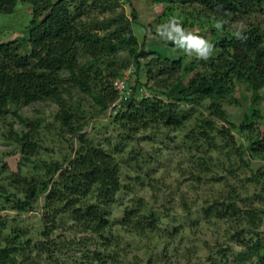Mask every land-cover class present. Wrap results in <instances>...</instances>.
Here are the masks:
<instances>
[{
  "label": "trees",
  "instance_id": "trees-1",
  "mask_svg": "<svg viewBox=\"0 0 264 264\" xmlns=\"http://www.w3.org/2000/svg\"><path fill=\"white\" fill-rule=\"evenodd\" d=\"M159 1L193 6L200 9L205 17L222 24L219 29L216 25L206 24L196 32V36L214 46L213 55L208 60L196 58L195 63H185L183 58H170L156 50L152 58L142 62V58H148L154 52L147 50L145 42L141 45L135 33L134 26L139 16L136 9H132L131 18L121 14L90 22L83 20L85 11L87 16L97 8H108L107 0H0V14L13 13L17 4L23 2L32 5L33 15L20 43H0V118L8 112L15 114L21 128L14 131V140L23 147L35 149L39 142L33 135L35 129L31 125L34 122L20 115L16 107L54 101L59 107L56 122L64 138L70 135L79 142L77 148L72 149L73 155L66 165L56 161L40 177L18 178L21 197L9 193L0 177V201L12 202V207L19 212L29 211L35 208L40 195L45 194L41 210L46 236L52 235L53 229L66 218L73 220L71 228L75 231L103 236L105 241L99 246L102 245L104 250L76 249L81 255L70 264H94L110 256L113 260L118 258V250L108 251L109 244L113 242L107 235L111 228L108 206L117 200L122 188V169L111 151L95 144L87 132H83V108L79 102L69 100V87H78L90 94L99 106L98 114L107 110L119 97L113 79L127 64L120 70L113 67L106 73L110 66L103 65L108 59L115 64L118 54L126 50L130 56L128 63H134L138 69L146 67L147 81L143 83L137 79L133 93L122 105H117L121 107L112 114L114 124L124 131L155 125L181 128L195 114L187 106L206 103V109L214 119L203 115L199 120L201 131H197L206 137L204 140L209 144L215 133L225 139L231 135V130L219 126L216 119H227L224 103L228 96L234 95L236 81L247 84L241 97L250 109L241 126L253 123V117L258 114L256 103L262 97L260 92L264 87V29L256 25L242 28L247 39L241 40L234 35L239 28L230 29L229 25L230 21L264 12V0ZM185 25L176 27L181 28L184 35H190ZM178 35L175 32L168 40L171 47L185 46ZM144 86L151 93L141 90ZM135 93L141 96H135ZM260 125V132L253 136L256 144L252 155L264 152V130ZM225 140L229 142L227 138ZM2 173L4 171L0 169V176ZM209 209L211 215L218 218L230 212L238 225V222L246 223L247 230H252L257 236L249 241L242 235L239 238L242 250L228 252L232 250L228 247L217 249L216 255L209 253L208 264H246L247 255L250 258L256 256V264H264V241L259 237L261 219L257 216V208H252L249 203L240 206L236 202H223L221 209L217 203L206 211ZM161 222V214L144 203L127 208L123 218L130 234L142 238L150 232L161 233ZM0 224V264H69L61 262L57 253L78 244L75 239L62 243L54 238L43 239L39 242L37 259L28 255L24 257L27 247L14 238L4 237L5 222L0 219ZM114 238L119 240L117 236Z\"/></svg>",
  "mask_w": 264,
  "mask_h": 264
},
{
  "label": "rangeland",
  "instance_id": "rangeland-1",
  "mask_svg": "<svg viewBox=\"0 0 264 264\" xmlns=\"http://www.w3.org/2000/svg\"><path fill=\"white\" fill-rule=\"evenodd\" d=\"M106 5L108 8H97L95 12H88L87 16L85 11L83 20L90 22L100 17L121 14L131 18L132 9H136L139 16L134 26L135 33L140 44L145 42L147 50L154 52L148 58L141 59L144 63L156 54V50L170 58L180 57L185 63H195L197 57L191 55L193 50L186 46L176 48L168 44V40L175 34L174 27L185 23V30L196 36L203 25L220 23L205 17L198 8L172 2L107 0ZM32 17V5L23 2L17 4L13 13L0 14V43H20L25 38L24 31ZM252 25L264 29V12L230 21L229 28L242 29ZM129 58V53L124 50L116 57L115 64L108 59L106 65H103L110 66L106 68V73L113 67L120 70L127 64L120 75L113 79L114 86L119 79L125 82L126 93L118 91V99L107 110L98 114L99 106L90 94L82 92L78 87H69L70 94L67 95L72 103L79 102L83 108V132L86 131L95 144L111 151L122 169V188L117 200L108 206L111 211V228L107 231L113 240L108 251L118 250L119 255L116 260L110 256L94 264H208L207 255H216L219 248L231 247L232 250L228 252L242 250L239 238L244 235V240L253 241L257 235L247 230L246 223L238 222V225L230 212L218 218L211 215L210 209L206 211L216 203L221 209L223 202H236L240 206L249 203L252 208H257V216L261 219L259 237L264 241V152L251 153H255L253 136L256 137L260 132L258 126L263 124L260 126L264 130V87L260 92L262 97L256 103L258 114L253 117V123L243 127L241 122L245 114L250 113L248 104L241 97L247 84L235 82L234 95L228 96L224 103L227 119H216L219 126L231 130V135L226 137L229 142L215 133L209 144L199 132V120L203 115L214 119L207 111L206 103L196 104L195 107L188 105L195 114L181 128L155 125L124 131L114 124L112 114L117 107H121L117 105H122L133 93L132 88L137 79L143 83L147 81L146 67L138 69L134 63H128ZM141 90L151 93L146 86ZM135 96L141 95L135 93ZM16 110L34 122L31 127L35 129L33 135L39 142L35 149L21 146L14 140V131H20L21 128L19 118L12 112L1 116L0 169L4 171L0 176L1 182L9 193L21 197L23 194L18 189L21 188L18 178L40 177L56 161L66 165L73 155L72 149L77 148L79 142L70 135L64 138L56 122L55 116L59 110L56 102H34L16 107ZM130 132L132 135H128ZM17 172L19 175H15ZM44 200L45 194H41L33 210L21 212L12 207V202L0 201V219L5 222L4 237L14 238L25 245L27 250L24 257L28 255L37 259L39 242L51 238L61 243L71 239L78 242L77 247L69 246L57 253L61 262L69 264L81 255L76 249L104 250L102 245L99 246L105 241L103 236L75 231L71 228L73 220L69 218L53 229L52 235L46 236L43 233L41 210ZM140 203L147 204L161 214V233L150 232L144 238L130 234L123 224V218L127 208ZM16 236H19L18 240ZM114 236L119 239L117 244ZM233 258L234 255L231 260ZM245 263L256 264V256L250 258L247 255Z\"/></svg>",
  "mask_w": 264,
  "mask_h": 264
},
{
  "label": "clouds",
  "instance_id": "clouds-1",
  "mask_svg": "<svg viewBox=\"0 0 264 264\" xmlns=\"http://www.w3.org/2000/svg\"><path fill=\"white\" fill-rule=\"evenodd\" d=\"M216 27L219 29L222 27V24L217 23ZM174 31L179 34L177 38L181 39L188 49L193 50L191 55L195 54L198 59L202 60H208L213 55L214 46L208 41L192 34L184 35V32L179 27H174ZM234 35L241 40L247 39V37L243 35L242 29L236 30Z\"/></svg>",
  "mask_w": 264,
  "mask_h": 264
},
{
  "label": "built area",
  "instance_id": "built-area-1",
  "mask_svg": "<svg viewBox=\"0 0 264 264\" xmlns=\"http://www.w3.org/2000/svg\"><path fill=\"white\" fill-rule=\"evenodd\" d=\"M115 88L120 93H126V85L124 81H121L120 79L115 82Z\"/></svg>",
  "mask_w": 264,
  "mask_h": 264
}]
</instances>
